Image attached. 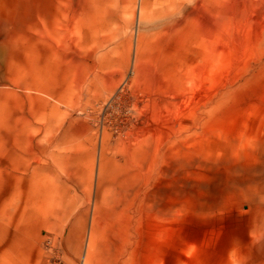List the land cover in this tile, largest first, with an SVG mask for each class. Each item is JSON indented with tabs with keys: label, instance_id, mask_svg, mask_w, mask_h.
Returning <instances> with one entry per match:
<instances>
[{
	"label": "rangeland",
	"instance_id": "obj_1",
	"mask_svg": "<svg viewBox=\"0 0 264 264\" xmlns=\"http://www.w3.org/2000/svg\"><path fill=\"white\" fill-rule=\"evenodd\" d=\"M91 2L0 0V264H264V0Z\"/></svg>",
	"mask_w": 264,
	"mask_h": 264
},
{
	"label": "bare ground",
	"instance_id": "obj_2",
	"mask_svg": "<svg viewBox=\"0 0 264 264\" xmlns=\"http://www.w3.org/2000/svg\"><path fill=\"white\" fill-rule=\"evenodd\" d=\"M95 8H98L96 0H92V2L90 3V6H89V9H91V11H92V15L88 18L86 17L87 19L85 20L86 25L90 26L93 30H97L100 27L99 15H97ZM94 12H96V13L94 14Z\"/></svg>",
	"mask_w": 264,
	"mask_h": 264
}]
</instances>
